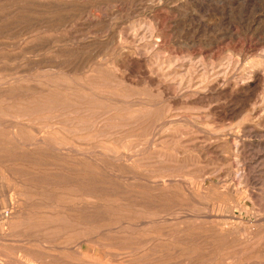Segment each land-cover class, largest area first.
<instances>
[{
	"label": "rangeland",
	"instance_id": "1",
	"mask_svg": "<svg viewBox=\"0 0 264 264\" xmlns=\"http://www.w3.org/2000/svg\"><path fill=\"white\" fill-rule=\"evenodd\" d=\"M0 264H264V0H0Z\"/></svg>",
	"mask_w": 264,
	"mask_h": 264
}]
</instances>
